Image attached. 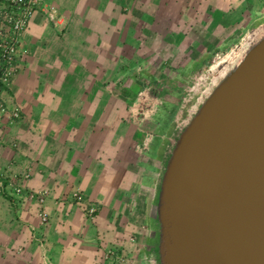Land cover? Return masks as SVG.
Instances as JSON below:
<instances>
[{"label": "crops", "instance_id": "0c3cea01", "mask_svg": "<svg viewBox=\"0 0 264 264\" xmlns=\"http://www.w3.org/2000/svg\"><path fill=\"white\" fill-rule=\"evenodd\" d=\"M40 2L57 19L37 8L0 90V264H160L161 181L200 104L134 124L137 92L188 81L260 24L264 0Z\"/></svg>", "mask_w": 264, "mask_h": 264}, {"label": "water", "instance_id": "95a60500", "mask_svg": "<svg viewBox=\"0 0 264 264\" xmlns=\"http://www.w3.org/2000/svg\"><path fill=\"white\" fill-rule=\"evenodd\" d=\"M157 219L160 264H264V36L181 132Z\"/></svg>", "mask_w": 264, "mask_h": 264}, {"label": "rangeland", "instance_id": "374dc122", "mask_svg": "<svg viewBox=\"0 0 264 264\" xmlns=\"http://www.w3.org/2000/svg\"><path fill=\"white\" fill-rule=\"evenodd\" d=\"M251 36V42L248 43L245 51L242 54H245L246 51L259 39L264 36V19L260 21V24L256 26V28L249 30L246 32L234 45L229 46L226 50L222 52H217L212 55V57L207 61L204 67L198 69L195 73H193L187 81V79H181V81L171 80L168 81H159L158 83L148 82L146 83L149 86L145 92L143 91L137 92V99L135 100L133 107V121L134 124H137L138 118L146 117L149 119L150 109L153 106L158 105L157 103H172V102H180L186 107H190V104H197V106L205 100V98L209 95V93L213 90L215 85L229 72L231 71L238 62L242 59L241 56L239 60L234 63L227 64L224 66L237 51L238 47L243 43L244 38L247 35ZM244 56V55H243ZM224 61V62H221ZM221 62V63H220ZM227 70V72H226ZM152 86V87H151ZM162 87H164V92H161ZM161 93V99H155L156 95ZM165 95V98H162V95ZM180 99V100H179ZM199 105V106H200ZM198 106V108H199ZM196 108V106H195ZM148 110V112H147ZM185 114L187 110H185ZM149 115L146 116V114ZM137 114V117H136ZM183 115V114H182ZM154 117V116H152ZM152 119V118H151ZM181 117L176 120V123L180 122ZM153 120V119H152ZM111 254V251H109Z\"/></svg>", "mask_w": 264, "mask_h": 264}, {"label": "built area", "instance_id": "2783aa9c", "mask_svg": "<svg viewBox=\"0 0 264 264\" xmlns=\"http://www.w3.org/2000/svg\"><path fill=\"white\" fill-rule=\"evenodd\" d=\"M42 7L49 21L57 19V8L53 5H42L40 0H1L0 1V90L8 85L19 64V53L23 50L21 36L28 26L30 19L37 8ZM0 112H5L0 102ZM12 120L20 118V110L15 107L10 113ZM28 176L25 175L23 179ZM22 184L13 187V194H21ZM41 197V196H40ZM40 197L38 199L40 200ZM74 198L79 203H84L83 196L78 192ZM86 213L91 217L95 207L88 205ZM46 216H42V221Z\"/></svg>", "mask_w": 264, "mask_h": 264}, {"label": "bare ground", "instance_id": "6f19581e", "mask_svg": "<svg viewBox=\"0 0 264 264\" xmlns=\"http://www.w3.org/2000/svg\"><path fill=\"white\" fill-rule=\"evenodd\" d=\"M251 42V36L248 34L246 36V38H244V41L243 43L238 47L237 51L234 53V55L231 57V59L224 65V66H227V64H230V63H234L233 65L236 64V62L239 60L240 56L241 58L243 57L244 54L243 51H245V48L247 47L248 43ZM221 62H224V61H221ZM220 62V63H221ZM227 72V70H226Z\"/></svg>", "mask_w": 264, "mask_h": 264}, {"label": "trees", "instance_id": "16d2710c", "mask_svg": "<svg viewBox=\"0 0 264 264\" xmlns=\"http://www.w3.org/2000/svg\"><path fill=\"white\" fill-rule=\"evenodd\" d=\"M1 1V0H0Z\"/></svg>", "mask_w": 264, "mask_h": 264}]
</instances>
